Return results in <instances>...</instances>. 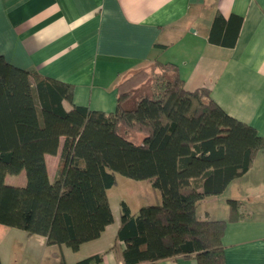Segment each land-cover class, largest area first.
Wrapping results in <instances>:
<instances>
[{"label": "trees", "instance_id": "trees-1", "mask_svg": "<svg viewBox=\"0 0 264 264\" xmlns=\"http://www.w3.org/2000/svg\"><path fill=\"white\" fill-rule=\"evenodd\" d=\"M242 21L217 11L209 41L234 46ZM150 64L158 71L149 78L144 67L131 72L118 84L115 110L107 112L67 109L63 101L72 100L73 84L0 55V223L78 250L114 221L108 189L121 173L147 180L162 194V203L134 214L121 202L117 239L125 243L124 264L180 255L198 264L225 263L223 236L228 221L245 216L243 202L228 199V219H202L197 205L250 169L264 135L229 114L208 87L187 90L175 63ZM61 145L51 179L46 154H57ZM23 170L24 185L6 183L8 174ZM102 260L97 253L72 264ZM61 264L69 263L62 257Z\"/></svg>", "mask_w": 264, "mask_h": 264}, {"label": "crops", "instance_id": "crops-1", "mask_svg": "<svg viewBox=\"0 0 264 264\" xmlns=\"http://www.w3.org/2000/svg\"><path fill=\"white\" fill-rule=\"evenodd\" d=\"M217 11L243 17L232 47L208 39ZM0 55L73 84L72 100L63 101L67 109L107 112L115 110L118 84L131 72L156 60L172 62L187 90L208 87L229 114L264 135V0H0ZM61 148L46 154L51 179ZM229 198L243 202L245 216L228 221L224 264H264V149L223 193L201 200L197 215L228 219ZM122 201L116 203L118 217L110 201L114 221L78 250L0 223L2 264H61L62 257L72 264L97 253L100 264H124L125 243L117 239ZM156 264L198 263L180 255Z\"/></svg>", "mask_w": 264, "mask_h": 264}, {"label": "rangeland", "instance_id": "rangeland-1", "mask_svg": "<svg viewBox=\"0 0 264 264\" xmlns=\"http://www.w3.org/2000/svg\"><path fill=\"white\" fill-rule=\"evenodd\" d=\"M143 69L149 75L148 78L158 71V69L151 64L144 67ZM149 83L150 82L148 81L144 85L142 88L143 90H141L142 92L149 90ZM130 137L137 141L142 138V133L131 132ZM22 176L24 179V185L26 183L25 171L22 172V175L8 174L6 176V183L20 185L19 182L21 181ZM116 180V184L110 190H108V196L113 204L116 217H118L116 203L118 205V203H120L119 201L121 200L127 202L133 214L137 213L139 208L143 205L162 203V194L160 190L154 188L153 185L147 180L131 178L121 173H116ZM201 207L202 206H200V211Z\"/></svg>", "mask_w": 264, "mask_h": 264}]
</instances>
